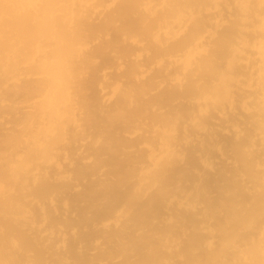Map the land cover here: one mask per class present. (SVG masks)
Wrapping results in <instances>:
<instances>
[{"label": "bare ground", "instance_id": "bare-ground-1", "mask_svg": "<svg viewBox=\"0 0 264 264\" xmlns=\"http://www.w3.org/2000/svg\"><path fill=\"white\" fill-rule=\"evenodd\" d=\"M0 264H264V0H0Z\"/></svg>", "mask_w": 264, "mask_h": 264}]
</instances>
